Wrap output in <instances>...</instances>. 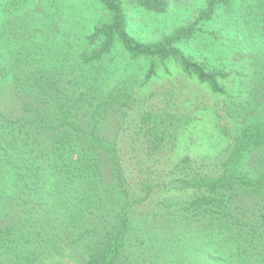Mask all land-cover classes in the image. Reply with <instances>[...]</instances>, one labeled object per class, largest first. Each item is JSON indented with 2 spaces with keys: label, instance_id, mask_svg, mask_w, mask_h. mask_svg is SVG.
I'll use <instances>...</instances> for the list:
<instances>
[{
  "label": "trees",
  "instance_id": "16d2710c",
  "mask_svg": "<svg viewBox=\"0 0 264 264\" xmlns=\"http://www.w3.org/2000/svg\"><path fill=\"white\" fill-rule=\"evenodd\" d=\"M20 1L0 10V264H264V0H202L150 41L124 1L171 0ZM153 58L189 90L142 92Z\"/></svg>",
  "mask_w": 264,
  "mask_h": 264
},
{
  "label": "rangeland",
  "instance_id": "374dc122",
  "mask_svg": "<svg viewBox=\"0 0 264 264\" xmlns=\"http://www.w3.org/2000/svg\"><path fill=\"white\" fill-rule=\"evenodd\" d=\"M202 0H171L166 9L163 12H154L152 10H147L141 6H138L132 2L124 1V11L126 14V18L128 19L127 24V31L135 36L136 38H140V40L150 41L153 39H157L158 36L163 35L170 31L174 23L181 21L185 22L186 19L191 18L194 14L195 9L200 4ZM72 3L78 5L89 4L93 5V0H72ZM39 6L37 10L41 12V4L39 2ZM29 5L24 1L21 2L20 0H0V10L4 13L14 14L19 13V11H23L24 9L28 8ZM94 10H96L94 8ZM96 14V12L94 11ZM107 19H109L108 13H106ZM106 20V19H105ZM216 26H212L211 28H215ZM208 29V30H209ZM156 62V74L149 82L141 87V91H148V92H155L157 95H160V91L167 89L172 90L174 84H179L181 80H186L187 89L189 90L188 84L190 81L186 79V77L182 73L181 67L173 60H160L159 58H153ZM231 68V67H229ZM230 77V76H229ZM228 77V79H229ZM224 80H221L223 82ZM226 85L230 84V81H225ZM197 89V86L196 88ZM199 89V90H198ZM198 89L194 91V94L197 96L198 92L202 91L204 93L203 101L207 106H213L214 101L218 100L219 103L223 102L222 96L216 97L211 95L207 88L198 85ZM192 91L193 88H190ZM196 92V93H195ZM191 94H193L191 92ZM6 100V99H5ZM200 120V116H198ZM208 120V118H205ZM197 121V122H198ZM207 122V121H204ZM204 122H201L204 123ZM210 123V122H209ZM206 124L204 127V132L202 131L200 134L204 139L213 140L216 138L215 133L211 131L210 125ZM206 132H209L206 134ZM189 143H193L198 145L201 151L203 149H210L212 145L211 142L206 143L203 141L197 133L191 134L188 138ZM222 139H219L217 146H221ZM187 153H191V151H187Z\"/></svg>",
  "mask_w": 264,
  "mask_h": 264
}]
</instances>
